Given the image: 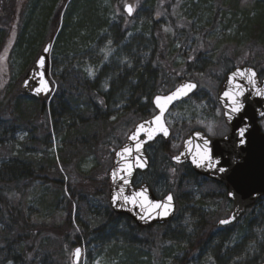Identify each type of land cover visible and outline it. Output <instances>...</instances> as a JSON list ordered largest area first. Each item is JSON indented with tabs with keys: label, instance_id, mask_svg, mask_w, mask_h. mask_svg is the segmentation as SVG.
<instances>
[{
	"label": "rangeland",
	"instance_id": "rangeland-1",
	"mask_svg": "<svg viewBox=\"0 0 264 264\" xmlns=\"http://www.w3.org/2000/svg\"><path fill=\"white\" fill-rule=\"evenodd\" d=\"M126 2L0 0V32L7 37L0 55V92L5 99L10 98L14 90L18 89L25 71L27 55L24 56V50L17 47L19 39H23L25 32L31 30L30 39L33 40L36 36L32 30L42 28V38L52 37L50 80L54 82L67 65H76L95 84L98 102L103 107V118L108 120L105 130H98L103 137L93 141L92 152L72 154L70 158L63 159L60 156L62 139L69 129L77 125L76 113L71 110L59 111L51 117L49 111L54 103L47 99L45 118L42 120L46 130L44 138L39 146L29 147L32 158L40 160L39 163L43 165L41 175L47 178L38 181L27 191L24 199L26 220L55 229H59L68 220L71 238L82 240L83 253L79 264H115V257L110 253L112 246L105 248L109 242H97L101 238L88 237L91 230V227L85 229L87 225L89 227L88 221L96 222L94 218L78 212L77 197L69 200L72 197L68 188L70 185L73 190L86 193L90 190V183L104 178L109 170L111 146L110 140L104 144L105 136L111 137L112 149L118 146L135 119L133 107L138 108L145 103L153 90L152 81L139 86L137 71L147 76L155 63L154 57L161 51L174 75L198 84L197 93L177 104L166 117L171 129L170 148L175 152L186 133L193 129H202L213 137L222 136L228 131L216 103L217 87L214 83V78L224 69L219 62L224 53L228 59H233L235 66L250 58L253 63L263 62L264 68V49L254 50L250 54L245 52L244 35L241 27L238 28L241 22L239 11L235 14L231 8L229 11L228 8L223 12L217 11L214 0H196L193 4L185 0H133L134 13L129 18L123 12ZM247 2L242 0L241 7L250 10ZM81 3L89 4L91 10H94L97 23L92 25L87 34L78 35L74 28L78 20L73 16L71 18V14ZM249 16L252 18L253 13L250 12ZM45 43L39 46L38 51ZM88 69L94 75L90 76ZM175 77L171 75L163 86L164 91L159 93L168 91ZM138 86L143 88L140 101L134 99L140 90ZM101 100L103 103H100ZM259 125L264 132V118ZM91 133H95L93 128ZM28 136V130L16 133V149H10L9 152L19 150V144H23ZM160 146L161 141H158L147 149L152 161L150 169L139 174L134 184L147 183L158 197L166 195L168 191H173L176 196L177 184L173 176L177 173L185 174L184 169L173 168L159 174L162 160ZM52 178L61 180L63 185L55 186ZM188 190L183 189L178 196L174 219L152 234L159 242L155 249V259L160 258L161 261L157 264H243L245 261L252 264L264 244V199L234 226L219 228L216 227L217 222L229 214L232 204L223 200L211 184L193 187L190 193H186ZM201 192H208L209 198L204 199ZM68 202L72 204L70 212L67 210ZM106 204L103 198L98 199L91 204L90 213L97 219L104 217ZM113 223L115 231L112 235L104 231L102 237L108 241L113 235L126 233L129 228L123 218ZM55 237L50 235L44 246L48 249L58 248L59 241ZM68 240L62 239L60 242L70 262L72 247Z\"/></svg>",
	"mask_w": 264,
	"mask_h": 264
},
{
	"label": "trees",
	"instance_id": "trees-1",
	"mask_svg": "<svg viewBox=\"0 0 264 264\" xmlns=\"http://www.w3.org/2000/svg\"><path fill=\"white\" fill-rule=\"evenodd\" d=\"M185 1L189 2V0ZM195 1L196 0H191L189 3L193 4ZM241 1L242 0H214V3L217 11L223 12L225 8H228L227 11H229V8H231L233 14L237 11L240 12L242 23L240 22L238 24V28L241 27L242 34L244 35L245 52L250 54L254 50L258 51L264 49V0H248L247 4L250 10L241 7ZM73 9L74 6L72 7V10ZM74 12L75 15L71 14V18L74 17V19L78 20V24L74 27L76 34H87V31L91 30L92 25L97 23V21H95L96 14L94 10H91L89 4L81 3L79 6L75 7ZM250 12L253 13L252 18L249 16ZM41 29L42 28H37L33 31L36 36V38L33 37V40L30 39L32 33L28 34L27 32H25L26 36L23 37V39L22 37L21 40L19 39L17 47L24 50V56L27 55L24 64L25 71L22 77L31 64H33L39 53V46L45 43L46 40H52V37L42 38ZM5 43H7V37L0 32V55L4 50ZM239 44L244 43L239 42ZM154 59L155 63L152 64L153 68L147 73V76L137 71L139 86L143 83L146 84L152 81L153 90L145 103L140 104L138 108L133 107V112L136 113V115L134 121L131 122V127L137 121L151 116L150 111H152V106L150 99L152 95L164 91L163 86L166 85V80L170 78L171 75L174 77L176 75V77L173 86H171L169 90L184 79L178 78L177 74H173V70L169 69L170 65L167 63L161 51ZM219 62L224 69H221L222 73L214 78L215 87H218V84L225 74L234 68V64H236L233 62V59H228L226 53L221 56ZM228 62L232 64L229 65ZM242 64L253 66L257 70L259 76L264 78L263 62L253 63L250 61V58H247ZM52 86L54 89L48 99H51L54 105L49 111V116L52 117L54 111L64 112L66 110H71L76 113L77 119V125L69 129L62 139L63 147L60 156L65 159L70 158L72 154H79L85 151L92 152L93 141L98 139V137H103L101 133H98V130H105L108 124V120L103 118L104 115H102L103 107L98 102L95 84L88 79L83 70L79 69L74 64H69L62 70L57 79L52 82ZM158 88L160 89L159 91ZM142 92L143 88H140L137 96H134L136 101L142 99ZM44 107L45 101H40L31 96L21 94L17 88L14 90L12 96L6 99L3 93L0 92V264H70L65 257L63 244L60 240L69 238L68 244H70L71 247L82 245V240L79 238H71V226L68 220L59 229L47 225L32 224L26 220L24 212L25 195L35 183L47 178L41 175V168L43 165L39 163L40 160L32 158V154L29 153L31 151L29 147L33 145L35 148L42 143V138H44L46 132L42 124V120L45 118ZM128 125L130 124H127V126ZM91 128L94 129L95 133H91ZM24 130H28L29 132V142L19 144V147H21L19 150L9 152L10 149H16L15 146L17 144H14L16 133ZM105 137L104 144H106L107 140H110L109 146H111V155L112 150L124 141L123 138L118 146L112 149L111 137L109 135ZM174 153L175 152L170 148L169 141H161L160 154L162 155V160L159 167L160 172L158 173L164 174L173 168L176 170L183 168L185 173H177L173 176V180L177 184L176 196L174 195L177 206L178 196L183 192V189L188 188L189 190L186 191V193H190V191H192L190 190L191 188H196L205 184L213 185L215 189L219 191L218 195H221L222 199L227 201L225 190L220 184L198 177L188 166H174L170 160V157ZM51 181L55 186L63 185L61 180L57 181L55 178H52ZM107 184L108 181L105 174L104 178L101 177L97 182H91L89 186L90 190L86 191V193L73 190L69 185L68 191L71 193L72 197L69 200H73V198L77 197L78 212L85 217L94 218L93 221L96 222L91 223L90 220L88 221L89 227L87 225L85 228L89 230L91 227L90 232H88V237L101 238V240H97V242H109L105 248L112 246L110 253L115 257V264H157V262L161 261L160 258L155 259V249L159 245V242H157V238L153 237L152 234H154L153 232L163 229L165 225L155 226L150 229H140L127 218L115 215L108 207V204H106V213L104 217L97 219L90 213V207L93 202L100 198H103V200L107 202ZM171 192L174 194L173 191ZM201 196L207 199L209 198V193L201 192ZM263 199L264 197L258 200L243 216L250 214ZM71 208L72 204L68 202V212L71 211ZM120 218H123V220L129 224L125 237L121 240L111 238L109 241L102 238L104 237V231L112 230L115 226L112 225L114 224L113 222ZM108 223H110L112 228H105ZM50 235H54L56 236L55 238L58 239V248L48 249L44 246L45 240H48ZM55 238L54 240L57 241ZM65 242L63 241V243ZM263 259L264 244L260 247L259 254L254 258L252 264H259ZM247 262L248 261H245L243 264H248Z\"/></svg>",
	"mask_w": 264,
	"mask_h": 264
},
{
	"label": "water",
	"instance_id": "water-1",
	"mask_svg": "<svg viewBox=\"0 0 264 264\" xmlns=\"http://www.w3.org/2000/svg\"><path fill=\"white\" fill-rule=\"evenodd\" d=\"M126 4L133 5V1L127 0ZM125 5L123 7L124 13L127 17H132L133 12L129 15L125 9ZM45 48H48L49 50L45 52ZM50 49L51 42H47L38 53L31 67L27 70L18 86V91L21 94L31 96L40 101L46 100L51 94L52 85L49 78ZM41 59L44 60L43 65L39 63ZM246 69H250L251 72L255 73V76L253 77L255 84L247 79V76L251 75L250 72H246L243 77L239 75L235 77L233 76L238 70L244 71ZM42 81L47 82V91L37 92V89L44 87ZM185 83L195 84L196 87L188 91L186 95L173 100L172 103L167 106L161 117V122L168 131V135L164 136L162 132L155 130L157 125L153 121L154 117L160 114V110L155 106L154 98L156 96L169 95L174 92L178 86ZM197 89L198 85L196 82L183 81L166 94L154 95L151 98V105L155 110V114L147 119L137 122L127 134L124 142L113 152L111 166L107 172L108 206L115 215L130 219L138 228L146 229L157 225H165L170 222L175 215L176 203L172 193H168L162 198H157L147 183H142L136 187L133 185V180L138 173L146 172L149 168L150 159L146 152L147 146L159 139L168 141L171 137V130L165 120L167 113L177 103L195 94ZM258 90L261 93L260 95H257ZM226 92L229 93L228 96H225ZM233 99L239 100V102L244 105L241 112H230ZM217 101L222 108L223 118L226 125L229 127V133L221 138H212L207 136L203 131H191L185 136L179 150L171 157V161L176 165L188 164L193 173L197 176L210 179L224 187L226 197L232 202L233 207L229 215L221 220L230 219L231 217H234V219H231V222L228 224H221V220H219L217 225L220 227H226L234 224L248 208H251L264 196V133L259 126V122L264 118V116L260 115L261 112H264V79H260L257 71L251 66L243 65L235 67L222 79L217 89ZM226 113L231 115L232 118L229 119ZM141 124H144L145 129L152 131L153 135L151 139H148L146 132L140 131L137 139L143 143L140 147V153L137 156L135 151L137 140H133L131 137L136 134L137 128ZM245 124L249 126L244 137L246 143L240 145L239 140L241 138L238 135V131ZM205 140L208 141L207 148L210 149V155L213 160L219 159L220 161L217 168L225 167L228 169L227 172L220 173L215 168H209L206 166L197 167L192 162L194 158L198 159L200 155L204 153ZM125 147L133 149L131 156L123 151ZM118 153H121V155H118ZM177 156L180 157L179 162L174 159V157ZM133 157H137V159H133ZM139 164H143L144 166L140 167ZM129 166H131L130 175H128ZM114 173H116L115 179L113 177ZM121 177H125L129 183L125 184ZM121 189H123L122 194ZM141 190H146L145 194L152 203L163 202L168 195H171L172 202L168 214L166 216L160 215L159 213L162 212L163 209L150 210V205L147 202H144L143 207L140 206V201L136 204L124 202L123 196L131 197L134 192ZM229 191L236 192V197H229ZM113 197H118L115 203ZM142 216L144 219H141ZM77 248L81 249L78 264L81 260L82 247L76 246L72 249V264H74L75 261L73 252ZM259 264H264V259Z\"/></svg>",
	"mask_w": 264,
	"mask_h": 264
},
{
	"label": "snow or ice",
	"instance_id": "snow-or-ice-1",
	"mask_svg": "<svg viewBox=\"0 0 264 264\" xmlns=\"http://www.w3.org/2000/svg\"><path fill=\"white\" fill-rule=\"evenodd\" d=\"M125 9L127 11V13L129 15L132 14V12L134 11V5L132 4H126L125 5ZM167 31V29H166ZM50 47V46H49ZM49 49L48 48H45L44 51L47 52ZM41 65L44 64V60L41 59L40 62H39ZM89 75H94L93 71L91 69H88L87 70ZM246 72H250L251 75L247 76V79L255 84V80H253V77L255 76V73L254 72H251L250 69H246L244 71H240L238 70L237 73H234L233 76H241L243 77L245 75ZM42 84L44 85L43 88L41 89H37V92H40V91H47V82L46 81H42ZM196 85L195 84H192V83H185L183 85H180L176 88V90L174 92H172L171 94L169 95H165V96H156L154 98V104L157 108H159L160 110V114L155 116L154 117V123L157 125V128L155 129L156 131H160L163 133L164 136H167L168 135V131H167V128L164 126V124L161 122V117L163 116V113L164 111L166 110L167 106L172 103L173 100L175 99H178L179 97L183 96V95H186L188 91H190L191 89L195 88ZM107 89V84H105V90ZM239 94H242V93H239ZM260 91L258 90L257 92V95H260ZM229 93H225V96H228ZM100 103H103V101L101 100ZM244 105L242 103L239 102V100H236V99H233V103H232V107L230 109V112L231 113H239L242 111ZM226 115H228V118L231 119V115H229L228 113H226ZM261 116H264V112H261L260 113ZM145 123H148V122H145ZM248 125L245 124L243 127H241L238 131V135L239 137L241 138L239 140V144L240 145H244L246 143V140H245V133L248 131ZM211 131V129H209ZM140 131H145L146 134H147V138L148 139H151L152 138V131H149L147 129H145V126L144 124H141L138 126L137 128V131H136V134H134L131 139L133 140H137V143L135 144V151L137 153V156L139 155L140 153V147H141V144L143 143L142 141H138V136H139V133ZM204 144H205V150H204V153L202 155H200V157L197 159V158H194L193 159V163L197 166V167H202V166H206V167H209V168H215L218 172L220 173H225L228 171L227 168L225 167H218L217 168V165L220 164V161L219 159H216V160H213L212 156L210 155V149L207 148V145H208V141L205 140L204 141ZM125 153H128L129 156H131L132 154V151L133 149L130 148V147H125L124 150H123ZM118 155H121V153H118ZM133 159H137V157H133ZM174 159L179 162L180 161V157L177 156V157H174ZM140 167H143L144 165L143 164H139ZM131 174V166H129V171H128V175ZM115 176H116V173L113 174V177L115 179ZM121 179L124 181L125 184L129 183V181L125 178V177H121ZM146 190H141V191H137V192H134L131 197L129 196H123V200L125 203H132V204H136L138 201H140V206L143 207L144 206V202H147L149 205H150V210H157V209H163L162 212H160L159 214L160 215H167L168 214V211L170 210L171 208V202H172V196L171 195H168L166 197V200L163 201V202H156V203H152L149 199H148V196L145 194ZM123 193V189H121V194ZM228 195L229 197H232V198H235L237 193L236 192H233V191H229L228 192ZM118 199V197H113V201L114 203L116 202V200ZM141 219H144V217L142 216ZM231 219H234V217H231L230 219H225V220H221L220 223L221 224H228L231 222ZM81 255V249L77 248L74 250L73 252V256L75 258V261H74V264H78V260H79V257Z\"/></svg>",
	"mask_w": 264,
	"mask_h": 264
},
{
	"label": "bare ground",
	"instance_id": "bare-ground-1",
	"mask_svg": "<svg viewBox=\"0 0 264 264\" xmlns=\"http://www.w3.org/2000/svg\"><path fill=\"white\" fill-rule=\"evenodd\" d=\"M73 15H75V12H74V14ZM30 30V29H29ZM32 31H34V30H32ZM28 34H31L32 32H31V30L30 31H28L27 32ZM48 42H51V47H52V40L51 41H48ZM59 111H54L53 112V115H55V114H57ZM20 132H24V131H18V133H20ZM25 142H29V139L27 138V140L25 141ZM109 225H110V223H108L107 225H106V227L105 228H107V227H109ZM113 231H115V230H110L109 231V233L112 235V232ZM125 234V233H124ZM124 234H120V235H113V238H116V239H119V240H121V239H123V235ZM82 251H83V248H82Z\"/></svg>",
	"mask_w": 264,
	"mask_h": 264
}]
</instances>
